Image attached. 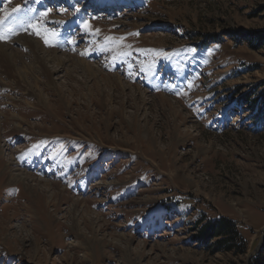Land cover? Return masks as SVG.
<instances>
[{
	"label": "rangeland",
	"instance_id": "obj_1",
	"mask_svg": "<svg viewBox=\"0 0 264 264\" xmlns=\"http://www.w3.org/2000/svg\"><path fill=\"white\" fill-rule=\"evenodd\" d=\"M0 35L70 60L53 86L0 74V264L264 259V0H0ZM220 218L233 249L199 237Z\"/></svg>",
	"mask_w": 264,
	"mask_h": 264
},
{
	"label": "bare ground",
	"instance_id": "obj_2",
	"mask_svg": "<svg viewBox=\"0 0 264 264\" xmlns=\"http://www.w3.org/2000/svg\"><path fill=\"white\" fill-rule=\"evenodd\" d=\"M15 42L18 45H20L23 49L25 48V50L28 51V54L24 55L22 52H20V50L11 49L9 47L7 48L6 45L0 44V74H3L5 77H7L10 80V83H12L14 85L19 84V82H25V81H26L25 83H27V80H26L27 77H29L30 75L34 76V74H36L37 76L43 77L45 79L46 85L49 84V85L53 86L54 81L51 77V74H52L51 72L60 71V69H62V66L64 65V63H66L67 61H70V60H67L66 56L64 58L59 57L58 54L54 50L47 51L46 49H43V47L40 45L39 42H37L33 39H27L25 36L18 37V39H16ZM27 58L29 59V62L25 61V59H27ZM76 61L80 67L79 68L80 73L82 72L83 74L92 76L94 78L97 75H99V76L102 75V74H100V71L97 70L94 66H92V65H90V64H88V63H86L80 59L76 60ZM49 63H51V64L53 63V66L51 68L49 67ZM33 76H32V79H33ZM99 82H103L104 84H107L108 86H112V84H111V82H112L121 91H124L126 89V86H124L122 81L119 80L115 76L102 75L101 81H99ZM27 84L30 86L29 83H27ZM0 85L4 88L9 87V85H7L6 83H3V82L1 83V80H0ZM20 86L21 85H19V87ZM128 88H130L131 90H134L133 87L128 86ZM134 96L135 95L133 94V97ZM165 100H166V98L161 97L162 103L165 104ZM2 152H3V150H2ZM2 152H0V156H2V154H3ZM11 160L8 161L6 166L4 167V172L8 176V179H7L8 183H10V184L22 183V185H23L24 184L23 182H25L24 188L30 190L31 193L37 192V191L38 192L40 191L41 193L42 192L47 193V194L49 193V196H48L49 201L53 200V198L55 196H57L58 191L56 192V194L54 192H50L51 189L49 187L48 182H44V181L39 180V179H33L29 175L21 173V172L19 174L18 173L15 174V173L11 172V170H9L11 168H9V167L11 165H14L13 160L12 161ZM0 161H2L1 157H0ZM52 185L53 184H51V186ZM78 203L79 202L77 201L76 203L71 205L72 211L75 210L76 206H78ZM74 218H73V220H76V217H74ZM33 219L34 218H32V220ZM73 225H75V222H73ZM75 226H77V225H75ZM121 237L124 238V235H121ZM128 251H130V249L128 246H126L125 252L128 253Z\"/></svg>",
	"mask_w": 264,
	"mask_h": 264
},
{
	"label": "trees",
	"instance_id": "obj_3",
	"mask_svg": "<svg viewBox=\"0 0 264 264\" xmlns=\"http://www.w3.org/2000/svg\"><path fill=\"white\" fill-rule=\"evenodd\" d=\"M260 101L264 102V90L260 92ZM199 237L202 240H215L214 246L230 250L234 248V243L238 241L235 226L229 220L218 219L204 223L199 229ZM252 264H264L263 258H257Z\"/></svg>",
	"mask_w": 264,
	"mask_h": 264
},
{
	"label": "snow or ice",
	"instance_id": "obj_4",
	"mask_svg": "<svg viewBox=\"0 0 264 264\" xmlns=\"http://www.w3.org/2000/svg\"><path fill=\"white\" fill-rule=\"evenodd\" d=\"M4 37L2 35H0V40H3ZM45 43H48L47 40L45 41Z\"/></svg>",
	"mask_w": 264,
	"mask_h": 264
}]
</instances>
